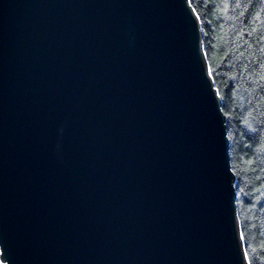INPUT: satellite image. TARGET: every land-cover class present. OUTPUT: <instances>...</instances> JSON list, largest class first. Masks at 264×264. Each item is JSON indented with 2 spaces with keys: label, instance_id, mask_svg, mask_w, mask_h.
I'll use <instances>...</instances> for the list:
<instances>
[{
  "label": "water",
  "instance_id": "1",
  "mask_svg": "<svg viewBox=\"0 0 264 264\" xmlns=\"http://www.w3.org/2000/svg\"><path fill=\"white\" fill-rule=\"evenodd\" d=\"M235 182L189 0H0L1 264H248Z\"/></svg>",
  "mask_w": 264,
  "mask_h": 264
},
{
  "label": "trees",
  "instance_id": "2",
  "mask_svg": "<svg viewBox=\"0 0 264 264\" xmlns=\"http://www.w3.org/2000/svg\"><path fill=\"white\" fill-rule=\"evenodd\" d=\"M189 2L226 117L247 261L264 264V0Z\"/></svg>",
  "mask_w": 264,
  "mask_h": 264
}]
</instances>
